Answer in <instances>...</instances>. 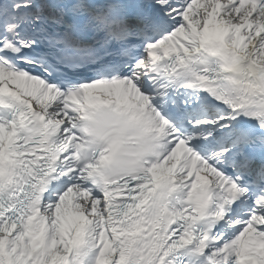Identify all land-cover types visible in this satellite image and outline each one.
<instances>
[{
    "label": "snow or ice",
    "instance_id": "1",
    "mask_svg": "<svg viewBox=\"0 0 264 264\" xmlns=\"http://www.w3.org/2000/svg\"><path fill=\"white\" fill-rule=\"evenodd\" d=\"M0 264H264V0H0Z\"/></svg>",
    "mask_w": 264,
    "mask_h": 264
}]
</instances>
